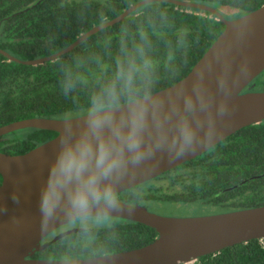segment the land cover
<instances>
[{"label": "trees", "instance_id": "trees-1", "mask_svg": "<svg viewBox=\"0 0 264 264\" xmlns=\"http://www.w3.org/2000/svg\"><path fill=\"white\" fill-rule=\"evenodd\" d=\"M140 1L0 0V50L21 61L51 56ZM180 1L214 7L228 19L264 5V0ZM224 28L209 12L153 2L55 61L33 66L0 53V127L31 118L86 115L93 97L109 86L117 92L115 106L163 90L189 74ZM146 60L151 67L144 69ZM132 65L140 71L125 91L123 76ZM57 135L40 129L16 131L0 137V152L25 154ZM172 176V183L183 187L176 201L232 210L264 206V121L241 129ZM157 237L144 224L113 220L66 235L32 258L86 259L138 249ZM193 264H264V240L226 248Z\"/></svg>", "mask_w": 264, "mask_h": 264}, {"label": "water", "instance_id": "water-1", "mask_svg": "<svg viewBox=\"0 0 264 264\" xmlns=\"http://www.w3.org/2000/svg\"><path fill=\"white\" fill-rule=\"evenodd\" d=\"M167 2L185 8L211 13L225 28L216 41L179 82L156 93L115 106L118 114H127L132 106L148 109V128L144 147L155 154L139 166L129 165L115 184V193L147 182L189 160L202 155L237 131L264 121V91L242 93L264 71V5L244 16L228 19L214 7L180 0H143L81 35L74 43L51 56L21 61L8 53H0L27 65H42L71 52L94 34L124 20L142 6ZM158 103V107H154ZM221 109L229 113L223 117ZM86 115L68 119L31 118L0 127V137L24 129L53 131L52 140L20 155L0 152V264H193L200 257L218 253L235 245L264 240V206L229 213L199 217H163L145 207L120 203L128 209L109 216L144 224L157 231L150 244L133 250L78 260L32 258L60 238L82 231L69 230L50 243L45 237L61 226L85 218L59 211L44 221L40 212L41 190L49 180L58 152L65 121L84 120ZM188 125L196 132V146L208 145L181 159H176L174 142L179 130ZM219 135L205 141V132ZM157 144L161 145L156 149ZM172 161V162H170ZM93 209L88 217L104 216Z\"/></svg>", "mask_w": 264, "mask_h": 264}, {"label": "clouds", "instance_id": "clouds-1", "mask_svg": "<svg viewBox=\"0 0 264 264\" xmlns=\"http://www.w3.org/2000/svg\"><path fill=\"white\" fill-rule=\"evenodd\" d=\"M150 67L146 60L143 68ZM138 71L140 68L132 65L123 76L125 91L132 87ZM117 99L116 89L109 86L93 97L84 120L65 121L49 180L41 190L40 212L44 221L59 211L87 218L93 209L102 206L105 221L110 219L109 213L128 211L120 206L114 186L129 165L139 166L155 151L146 149L143 143L148 109L130 104L127 114H118L114 110ZM228 114L221 109L222 117ZM218 135L216 131L205 132V141ZM195 141L196 132L183 125L174 142L176 159L208 145L201 142L197 147ZM155 148L160 149L161 145Z\"/></svg>", "mask_w": 264, "mask_h": 264}, {"label": "flooded vegetation", "instance_id": "flooded-vegetation-1", "mask_svg": "<svg viewBox=\"0 0 264 264\" xmlns=\"http://www.w3.org/2000/svg\"><path fill=\"white\" fill-rule=\"evenodd\" d=\"M255 79L243 90L242 93L256 92L255 89H249V86H252V84L255 81ZM263 91H264V89H263ZM236 133H234V134H236ZM234 134H232V135H234ZM226 139H224V140H226ZM220 143H218V144H220ZM214 147H212V148H214ZM212 148H210L209 150H211ZM208 151H206L205 153H207ZM205 153H203L202 155H204ZM202 155H200V156H202ZM200 156H198V157H200ZM193 160L194 159L189 160V161H187V162H185V163H183V164H181V165H179V166H177V167H175V168H173V169H171V170H169L167 172H164V173L160 174L159 176H157V177H155V178H153V179H151V180H149L147 182H144L142 184H139L137 186H134V187H132V188H130L128 190H125V191L116 193V195L118 197V202L125 203V204H129V205H139V206L145 207L143 203L148 204L151 201L162 202V200H164V199H169V200H171V201H173L175 203H178V204H189V205L201 204V205H204V206L215 207V208H220V209L225 210L226 208H224V207L222 208L220 206L206 204V203H203V202H189V203H184V202L176 201V195L177 194H181V192H183V187L180 184H173L172 183V177H173L172 174H174V171L177 170L180 166H182V165H184L186 163H189V162H191ZM182 172H183V170H182ZM179 179H181V178H179ZM182 180H183V178H182ZM164 182H167L169 184V188L170 189H175L174 192H170V193L169 192H164L163 189H162V186H161V184L164 183ZM142 187L145 188L144 193L139 192V191H141L140 188H142ZM227 209H229V210L228 211H223V212H220V213H217V214H223V213H229V212H233V211L244 210V209L232 210L230 208H227ZM248 209H250V208H248ZM149 212H151V211H149ZM151 213H153V212H151ZM209 215H216V214H209ZM203 216H208V215H203ZM103 217L104 216L87 217V218H81V219H78V220L69 222V223L61 226L60 228L56 229L54 232H52L47 237H45L44 240H43V243H50L56 237H58L60 234H63L65 232L69 231V230H73V229H68V227L71 226V224H73V223L80 222V221H84L85 224H90L89 222L91 220H93V219H95V220L101 219L102 220ZM109 217H110L109 220H106V221L104 220L103 222H99V223H93L92 225H95L94 227H98V226H101V225L109 224L113 220L122 219V218H117V217H113V216H109ZM123 220H126V219H123ZM97 224H100V225H97ZM76 227H78V226H76ZM94 227H89L88 226V227L74 228V229H81L82 231H78V232H84L88 228H94ZM110 254H113V253H110ZM106 255H108V254H106ZM101 256H104V255H101Z\"/></svg>", "mask_w": 264, "mask_h": 264}, {"label": "rangeland", "instance_id": "rangeland-1", "mask_svg": "<svg viewBox=\"0 0 264 264\" xmlns=\"http://www.w3.org/2000/svg\"><path fill=\"white\" fill-rule=\"evenodd\" d=\"M249 89H255L256 92H261L264 89V71L255 79L252 86H249ZM162 189L164 192H174L175 189H170L169 184L164 182L161 184ZM169 188V189H168ZM141 191L144 193L145 188H140ZM144 206L151 212L163 216V217H175V218H184V217H199L203 215L209 214H217L223 211H228L229 209H220L215 207L204 206L201 204H178L169 199H164L162 202L151 201L148 204L143 203ZM102 219H93L89 223L85 224L84 221L76 222L71 224L68 229L74 228H83V227H94L93 223L103 222ZM100 225V224H97ZM78 226V227H76Z\"/></svg>", "mask_w": 264, "mask_h": 264}]
</instances>
